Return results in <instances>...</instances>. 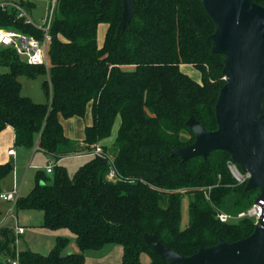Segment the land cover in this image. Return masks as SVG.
Wrapping results in <instances>:
<instances>
[{
	"label": "trees",
	"instance_id": "16d2710c",
	"mask_svg": "<svg viewBox=\"0 0 264 264\" xmlns=\"http://www.w3.org/2000/svg\"><path fill=\"white\" fill-rule=\"evenodd\" d=\"M51 2L48 65L30 64L16 49L0 45V133L12 126L17 145H37L51 156L53 173L38 171L33 189L17 205L43 211L44 227L68 228L80 251L64 255L69 241L59 237L49 254L24 250L20 262L85 264L86 251L120 244V264H169L145 233L184 255L220 239L251 235L254 219L218 218L220 212L248 209L260 195L232 176L230 153L216 150L186 162L173 154L196 140L187 124L192 115L208 129L218 128L215 104L226 81L224 56L212 51L215 23L203 1L135 0L131 22L120 31L123 0ZM23 5L30 10L29 3ZM101 23L107 24L102 44ZM0 28L44 36L14 5H0ZM186 64L200 71L201 81L182 69ZM20 76H46L47 102L23 95ZM89 106L92 122L77 142L62 119L84 116ZM118 117L114 142L103 143ZM81 152L92 157L71 175L59 162ZM12 169L11 163H0V183Z\"/></svg>",
	"mask_w": 264,
	"mask_h": 264
},
{
	"label": "water",
	"instance_id": "95a60500",
	"mask_svg": "<svg viewBox=\"0 0 264 264\" xmlns=\"http://www.w3.org/2000/svg\"><path fill=\"white\" fill-rule=\"evenodd\" d=\"M215 23L212 51L224 56L225 83L215 104L218 128L208 129L193 115L187 121L196 140L174 149L183 161L208 157L216 150L229 152L234 162L251 173L245 189L258 188L264 200V5L255 0H202ZM135 13V0H123L118 30ZM148 244L169 264H264V220L253 233L234 242L220 239L184 255L145 233ZM10 264V263H9Z\"/></svg>",
	"mask_w": 264,
	"mask_h": 264
},
{
	"label": "rangeland",
	"instance_id": "374dc122",
	"mask_svg": "<svg viewBox=\"0 0 264 264\" xmlns=\"http://www.w3.org/2000/svg\"><path fill=\"white\" fill-rule=\"evenodd\" d=\"M18 1L19 2H15L14 4H19L23 7L24 10H26L25 6L23 5L25 1L23 0H18ZM38 1H42L40 3H43V4L39 5L38 7H36V9L32 10L31 12L26 10L28 14L23 15V16L26 18L27 21H28V18H31V19H34L35 22L39 24H43V23L45 24L51 15L53 3L51 2V0H38ZM7 4L9 6L14 5L13 3H7ZM25 4L27 3L25 2ZM14 7L17 8L16 6ZM19 16H22V13L20 12V10H19ZM106 31H107V24L101 23L99 26V30H98V40L101 44L105 38ZM183 66H182V69L186 73H188L195 80L201 81L202 77L198 69H196L193 65H190V64H186ZM45 79H46V76H38L36 78H30L28 76H20L19 80L21 81L22 86H23L22 94L25 96H30L34 101H37L40 103L47 102V96L43 88V82ZM120 124H121V118L118 117L116 119V123L113 128L111 141H113L114 138H116ZM15 149L17 150L15 164L13 163L14 164L13 169L10 171L8 175H6L5 185L1 186L0 188L5 189V188H8L9 185L11 187L12 185H14L15 177L13 176V174H14V168H16V178L18 180L16 184H18L19 186L20 185L19 183H21L23 176H25V181L22 184L21 192L23 194H26V192L31 190L33 186V183L35 181V174L38 171L44 170V168L46 167L48 158H46L45 155L41 152L36 153L35 145L34 146L16 145ZM86 159L88 158L87 157L70 158L64 161L63 163H65V167L69 170V173L73 175L75 171L77 170V168L82 163H84ZM30 163L32 165H29ZM10 202L0 198V211H3L4 213H6V215H9L10 213V207H11ZM188 204H189V198L186 197L184 199V206H185L184 218L185 219L188 216V212L186 211ZM36 211L41 212L39 210H36ZM8 219L4 223L6 228H8V229H5V232L10 234L9 229H13L14 219H11V220H8ZM41 220H42V216L40 214L38 217L35 216L33 218H28V217L24 218L23 223H25L24 225L28 227V231L21 238L22 239L21 243L27 242L28 245L31 247V251L34 253H40V254L47 255L55 247L57 243V239L54 233L46 232L43 230L35 231V229L40 228L38 224L41 222ZM6 239H7V235H6ZM67 239L69 241V244L67 246L68 247L67 252L68 253L79 252V246H78L76 237L70 235V237L68 236ZM114 248H115L114 252L111 253V251ZM93 251L95 252H90L88 254H85V258H86L85 264H118L122 261V258H123V252H122L123 250L120 244L108 245V247H105L104 249L100 251L99 250H93ZM95 254H98V256H96ZM93 257H102L103 260H100L96 263L94 262L95 260L93 259Z\"/></svg>",
	"mask_w": 264,
	"mask_h": 264
},
{
	"label": "crops",
	"instance_id": "0c3cea01",
	"mask_svg": "<svg viewBox=\"0 0 264 264\" xmlns=\"http://www.w3.org/2000/svg\"><path fill=\"white\" fill-rule=\"evenodd\" d=\"M23 1H25L26 3L30 4V10H28L29 12H31L34 9H36V7H38L39 5L43 4V3H40L42 1H38V0H23ZM15 2H19V1L18 0H2V1H0V5H5L7 3H13L14 4ZM27 14H28V12H27ZM32 20L35 22L34 19H32ZM35 23L38 24V25H43L44 24V23L43 24H39L37 22H35ZM91 122H92L91 106H89V108H88V110H87V112H86V114L84 116H81V117L80 116H75V117L68 118V119H62V123L64 125L66 134L68 135V137H70L71 139H73V140H75L77 142H82L83 141V139L85 137L86 126L89 125ZM114 140H115V138H114ZM114 140L111 141V137H110L108 139H105L103 141V143L112 144L114 142ZM109 141H111V142H109ZM16 145L17 144H16L15 130H14V128L12 126H8L0 133V163H2V164L3 163H11L14 166L15 160H16V155H17V150L15 149ZM20 146H23V145H20ZM11 149L14 150L13 154L9 153V150H11ZM35 152L36 153L37 152H41V153H43L45 155L46 158H48L47 165L44 168L43 172L47 176H50L53 172H51V173L47 172V166L49 165L50 160L52 159L51 156L47 155L44 151L38 149L37 145H35ZM76 157H87L88 159L85 160V162H87L92 157V155L90 153H88V152H81V153H76V154H73V155H68L66 157H63L60 160L59 164L65 165V163H63L64 161H66V160H68L70 158H76ZM84 163H82V164H84ZM29 165H32V164L30 163ZM36 174H35V181L33 183V186L31 188V190L33 189V187H34V185L36 183V178H37ZM13 176L15 177L14 185H12V187L9 185L10 188L9 187L5 188V189H1L0 188V192L11 191V190L17 188V189L20 190V197L28 195L31 192V190L26 192V194H23L21 192V187H22V184L25 181V176H23V178L21 180V183H19L20 184L19 186H18V184H16V182H18V180L16 178V168H14ZM5 179H6V176L1 179L0 187L5 185ZM6 201L10 202V200H6ZM10 203H11V207H10L9 215H6V213H4L3 211H0V261H2V264H9L10 261L19 259V253L21 251H24V250H30L31 251V247L28 245L27 242L26 243H24V242L21 243L22 242L21 238L28 231V227H26L24 225L25 223H23V220H24L25 217L33 218L35 216L38 217L39 214H40L42 216V220L38 224V226L40 228L35 229V231L43 230V231H46V232L54 233V235L56 236L57 240H58L59 237H66L67 238L68 236L70 237V235L76 237V235L74 233H72L68 228L50 229V228L44 227L43 226V221H44V213H43V211L39 210L41 212H37L36 210H38V209H22V208L18 207L17 203H14L12 201ZM183 211H184V214H185V206H184V210ZM186 211L188 212V207H187ZM7 219L8 220L14 219L13 229H9L10 230V234L5 232V229H8V228H6V226L4 224ZM187 222H188V216L186 217V219L184 218L183 224H186ZM19 228H23L24 231L23 232H19ZM30 228H32V227H30ZM6 235H7V239H6ZM11 237H12V239H11ZM68 244H69V242H68ZM67 246L63 250V254L64 255L68 254V252H67L68 247ZM106 247H108V246H106ZM104 248H102V249H104ZM114 250H115V248L111 251V253L114 252ZM122 250H123V248H122ZM79 251H80V248H79ZM90 252H95V251L89 250V251H86L85 254H88ZM95 255L98 256V254H95ZM93 259L95 260L94 262H96V263L98 261H100V260H103L102 257H93ZM143 260H144V262L148 263L149 257L145 256ZM120 263H118V264H120Z\"/></svg>",
	"mask_w": 264,
	"mask_h": 264
},
{
	"label": "built area",
	"instance_id": "2783aa9c",
	"mask_svg": "<svg viewBox=\"0 0 264 264\" xmlns=\"http://www.w3.org/2000/svg\"><path fill=\"white\" fill-rule=\"evenodd\" d=\"M52 1V0H51ZM54 5V4H53ZM23 15H27L26 11L19 4H14ZM54 6H52V12L48 21L43 25L36 24L31 18H28V22L33 23L38 28L44 31L42 39H38L34 35L26 34L24 32L16 31L13 29L0 28V45L9 46L17 50V52L23 56V58L30 64H45L48 65V45L51 42L52 36L50 34L51 20L53 17ZM101 147H97L95 153H100ZM10 154L14 153V150H9ZM228 168L235 178V180L242 184H247L251 173L244 171L239 164L232 159L228 161ZM54 170V162H50L47 166V172L51 173ZM114 174V171H112ZM0 198L4 200H10L14 203L18 202L20 198V190L15 188L11 191L0 192ZM249 217L254 219L255 226L261 219L264 220V200L260 199L255 201L248 209L240 211L236 214L228 212H220L218 218L223 222H230L238 219ZM23 228H19V232H23ZM10 264H22L20 259L10 261Z\"/></svg>",
	"mask_w": 264,
	"mask_h": 264
}]
</instances>
